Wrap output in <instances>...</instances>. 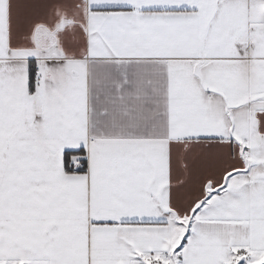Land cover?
Listing matches in <instances>:
<instances>
[{
	"label": "snow or ice",
	"instance_id": "6c2138e0",
	"mask_svg": "<svg viewBox=\"0 0 264 264\" xmlns=\"http://www.w3.org/2000/svg\"><path fill=\"white\" fill-rule=\"evenodd\" d=\"M0 264H264V0H0Z\"/></svg>",
	"mask_w": 264,
	"mask_h": 264
}]
</instances>
